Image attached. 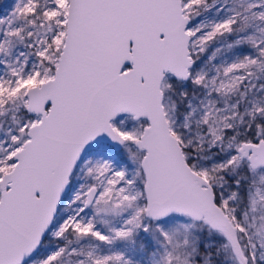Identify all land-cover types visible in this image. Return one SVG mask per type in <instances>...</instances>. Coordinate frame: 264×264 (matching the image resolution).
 <instances>
[{"label":"snow or ice","instance_id":"obj_1","mask_svg":"<svg viewBox=\"0 0 264 264\" xmlns=\"http://www.w3.org/2000/svg\"><path fill=\"white\" fill-rule=\"evenodd\" d=\"M0 264H264V0H0Z\"/></svg>","mask_w":264,"mask_h":264}]
</instances>
